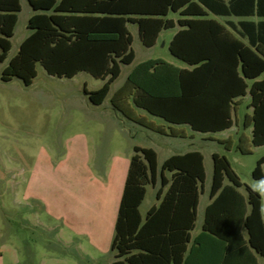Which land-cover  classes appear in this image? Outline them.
Masks as SVG:
<instances>
[{
  "label": "trees",
  "instance_id": "1",
  "mask_svg": "<svg viewBox=\"0 0 264 264\" xmlns=\"http://www.w3.org/2000/svg\"><path fill=\"white\" fill-rule=\"evenodd\" d=\"M35 13L28 21L30 34L4 68L1 80L20 79L31 86L37 64L47 74L73 78L86 72L104 81L87 90L93 105H102L123 65L135 59L133 35L128 24L138 26L144 46L156 45L164 30L174 35L170 53L192 67L180 68L161 58L138 64L111 99L125 117L152 129L150 123L132 118L124 108L132 103L168 125V134L184 138L180 126L202 134L231 129L238 107L250 95L251 114L243 128H251L250 147L264 146V0H28ZM21 12L20 0H0V62L10 50ZM171 13L179 15L175 21ZM236 17L225 24L208 18ZM231 29V30H230ZM251 82V84H250ZM160 133H164L159 130ZM244 135L236 146L250 154ZM227 150L235 147L228 138L220 141ZM213 183L201 234L193 241L197 207L206 179L204 156L198 150L176 154L160 167L153 148L135 146L121 197L111 249L112 264H196L194 245L226 255L248 247L264 257V215L261 195L246 187L247 201L238 188L244 186L225 155L213 154ZM264 155L258 159L253 178L264 180ZM171 173L168 180L165 173ZM169 185L162 197L158 189L145 218L140 206L147 186ZM228 180L230 184L225 185ZM160 201V203H159ZM248 206L250 210L248 211ZM246 229L248 238L242 235ZM225 253V252H224Z\"/></svg>",
  "mask_w": 264,
  "mask_h": 264
},
{
  "label": "rangeland",
  "instance_id": "2",
  "mask_svg": "<svg viewBox=\"0 0 264 264\" xmlns=\"http://www.w3.org/2000/svg\"><path fill=\"white\" fill-rule=\"evenodd\" d=\"M21 12L7 59L0 62V264H109L115 224L123 194L130 157L135 146L152 147L162 163L167 157L186 150H198L205 158V194L201 197L197 230L204 218V206L213 180V157L225 155L242 183L259 192L263 199L264 180L253 178L264 146L250 147L242 154L236 146L239 132L251 139L250 128L242 129V102L237 123L229 130L212 134L191 131L181 139L159 134L160 119L132 104V118H148V129L114 109L113 93L121 88L132 69L148 59L163 58L181 68H191L174 57L168 47L174 30L161 34L154 47L143 45L136 24H128L133 35L136 58L123 65L105 102L93 105L84 93L100 89L104 81L86 72L58 78L37 64L31 86L18 78L3 82L1 75L30 34L28 21L35 11L28 0ZM237 21V19H234ZM166 41V44H165ZM247 104V106H246ZM230 137L235 147L227 150L217 138ZM159 186V184H158ZM144 215L154 191L151 185ZM264 264V262H263Z\"/></svg>",
  "mask_w": 264,
  "mask_h": 264
},
{
  "label": "crops",
  "instance_id": "3",
  "mask_svg": "<svg viewBox=\"0 0 264 264\" xmlns=\"http://www.w3.org/2000/svg\"><path fill=\"white\" fill-rule=\"evenodd\" d=\"M169 18H172V19H174L175 21H177L178 19H179V15L178 14H176V13H171L170 15H169ZM208 18H211V19H215V20H217V21H219L220 23H223V24H225V22H226V20H232V21H235L234 19H237V21H238V18H236V17H220V16H216V15H214V14H212V13H210V15H209V17ZM236 21V22H237ZM169 30H174V33H173V36L169 39V41H167L168 42V47L170 46V43H171V41H172V39H173V37H174V35L180 30V27L177 25L175 28H173V29H169ZM231 30V29H230ZM164 31H166V30H164ZM164 31H162L161 33H160V35H159V38H158V40L160 39V37H161V34L164 32ZM158 40H157V43H158ZM156 43V44H157ZM165 44H166V41H165ZM154 47V46H153ZM135 58H136V56H135ZM159 58H161V57H159ZM155 59V58H154ZM161 59H163V58H161ZM135 60V59H134ZM149 60V59H148ZM164 60V59H163ZM166 61V60H165ZM134 62V61H133ZM144 62V61H143ZM166 62H168V63H170V64H172V65H174V66H176L175 64H173V63H171V62H169V61H166ZM140 63H142V62H140ZM139 63V64H140ZM138 65V64H137ZM136 65V66H137ZM135 66V67H136ZM134 67V68H135ZM177 67H179V66H177ZM133 68V69H134ZM181 68V67H180ZM192 68V67H191ZM191 68H188V69H191ZM133 69H132V71H133ZM131 71V72H132ZM122 72V71H121ZM130 72V73H131ZM129 73V74H130ZM129 74H128V76H129ZM128 78V77H127ZM250 84H251V82H250ZM118 90V89H117ZM116 90V91H117ZM115 91V92H116ZM111 92V91H110ZM115 92L113 93V95H112V97L114 96V94H115ZM110 94V93H109ZM111 97V98H112ZM108 98V97H107ZM250 101H251V98H250V95H247L245 98H243V100H242V102H245V103H247V104H249L250 103ZM247 104H246V106H247ZM241 107H242V104L238 107V114L242 111V109H241ZM137 108V107H136ZM115 109V108H114ZM137 109H139V108H137ZM115 110H117V109H115ZM124 110L126 111V113L127 114H129L130 116H132V111H133V108H132V103H130L128 106H126L125 108H124ZM139 110H141V111H143V112H146V111H144V110H142V109H139ZM117 111H119V110H117ZM252 111H253V109L251 108V110L250 111H248V110H245L244 111V116L246 115V114H251L252 113ZM120 112V111H119ZM147 113V112H146ZM149 114V113H148ZM150 115V114H149ZM152 116V115H151ZM155 117V116H154ZM158 118V117H157ZM142 120H146L147 121V123H149V121H148V118L147 117H145V116H143L142 118H141ZM160 119V118H159ZM243 119V118H242ZM161 120V119H160ZM151 125L153 124V123H150ZM154 125V124H153ZM159 129H161V131L162 132H164V133H159V134H161V135H163V136H167V137H169L170 135L168 134V132H169V130H168V125L163 121V120H161L160 121V123H159ZM179 129H181L182 131H183V134H184V138H181V139H187L188 137H193V135H195V134H193V133H191V128L189 127V126H180L179 127ZM242 129H243V127H242ZM250 130V132L249 133H251V131H252V129L250 128L249 129ZM239 136H241V135H244V141H248V142H250V140H249V137L246 135V133L243 131L242 133H240L239 132ZM209 135V137L210 138H216L215 136H213V135H211V134H208ZM170 137H172V136H170ZM231 136H229V137H223V138H217V140L220 142V141H222V140H226V139H228V138H230ZM233 140V139H232ZM234 142H236L235 140H233ZM221 144V143H220ZM139 146V145H138ZM140 147H144V146H140ZM146 148H152V147H146ZM154 149V148H153ZM155 150V149H154ZM156 151V150H155ZM189 151H191V150H186V151H181V153H178V154H185V153H187V152H189ZM193 151V150H192ZM157 152V151H156ZM215 153H217V152H215ZM158 154V153H157ZM214 154V153H213ZM213 154H212V156H213ZM219 154V153H218ZM134 155V154H133ZM132 155V156H133ZM174 155H176V154H174ZM221 155V154H220ZM132 156L130 157V161H131V158H132ZM171 156H173V155H171ZM171 156H169V157H167L166 159H164L163 161H162V163H160L159 161V166L161 167L162 165H163V163L168 159V158H170ZM204 156V155H203ZM130 161H129V166H130ZM204 165H205V158H204ZM129 166H128V170H129ZM205 172H206V169H205ZM127 174H128V171H127ZM263 174H264V167H263ZM165 176H166V178L168 179V180H170V178H171V173H169V172H166L165 173ZM126 178H127V175H126ZM161 180H162V177L161 176H159V186L157 185L156 187H153L152 186V188H153V191H154V197L152 198V201L150 202V204H149V206L147 207V209H146V212H145V214L143 215L142 214V211H141V207L144 205V203H145V200H146V196H147V193H148V187H147V193H146V196H145V199H144V201L142 202V204H141V206H140V213H141V215H142V217L143 218H145V216H146V214H147V212L153 207V206H155V205H157L158 204V201H157V199H156V193H157V191H158V189L159 190H161V188H162V197L165 195V193H166V191H167V189H168V187H169V185H167L166 187H162V184H161ZM206 180V179H205ZM125 181H126V179H125ZM242 182V181H241ZM205 183V182H204ZM212 183H213V180H212ZM228 184H230V182L228 181V180H226L225 181V185H228ZM244 185V184H243ZM124 186H125V184H124ZM246 186H248V185H246ZM211 187H212V184H211ZM211 187H210V190L208 191V193H207V195H208V202L206 203V205L204 206V218L202 219V221H201V224H200V229H198L197 230V221H196V224H195V228H194V230L191 232V243L189 244V249L190 248H192V245H193V241H194V239L196 238V237H198L200 234H201V232H202V230H203V224H204V220H205V214H206V209H207V207H208V205L209 204H211L212 203V199H211V197H210V192H211ZM248 187H250V186H248ZM251 188V187H250ZM252 189V188H251ZM124 190V189H123ZM238 190V192L240 193V195L241 196H243V198L247 201V199H248V193H247V190H246V187H245V185L244 186H242V187H240V188H238L237 189ZM254 190V189H253ZM255 191V190H254ZM257 192V191H256ZM206 192H205V190H204V188H203V191H202V193L200 194V199H199V205H198V207H197V220H198V214H199V208H200V203H201V197H202V195L203 194H205ZM259 193V192H258ZM260 194V193H259ZM261 195V194H260ZM262 197V196H261ZM121 201V200H120ZM159 203H160V201H159ZM248 208V211L250 210V206H248L247 207ZM262 210H263V215H264V208H263V199H262ZM242 235H243V237H244V239L245 240H247V238H248V235H247V231H246V229L245 228H243V230H242ZM204 244L202 245V247H201V249H199L198 248V246L197 245H194V254L196 255V256H194L195 257V262L194 263H196V264H263V262H264V257L263 256H260L259 254H257L255 251H253L252 249H250V248H248V247H244V248H242V249H237V250H235V251H233L232 253H230L229 255H226V246H225V248L223 249V255L221 254L222 253V250H220L219 252H216V254H214L213 252H210L209 250H207L208 249V247H209V242L211 243V240H210V238L209 237H207V236H204ZM208 242V243H207ZM225 252V253H224ZM2 256H3V254L0 252V259H2ZM115 261V257H114V260L112 261V262H110L109 264H112L113 262Z\"/></svg>",
  "mask_w": 264,
  "mask_h": 264
}]
</instances>
